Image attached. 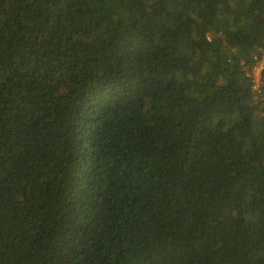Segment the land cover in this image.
I'll use <instances>...</instances> for the list:
<instances>
[{
	"label": "trees",
	"instance_id": "obj_1",
	"mask_svg": "<svg viewBox=\"0 0 264 264\" xmlns=\"http://www.w3.org/2000/svg\"><path fill=\"white\" fill-rule=\"evenodd\" d=\"M263 45L264 0H0V264H264Z\"/></svg>",
	"mask_w": 264,
	"mask_h": 264
},
{
	"label": "built area",
	"instance_id": "obj_2",
	"mask_svg": "<svg viewBox=\"0 0 264 264\" xmlns=\"http://www.w3.org/2000/svg\"><path fill=\"white\" fill-rule=\"evenodd\" d=\"M212 32L206 33V38L209 40L214 36ZM247 74L250 77L251 90L254 100L263 99L264 95V45L261 50V55L256 58L255 62L249 67Z\"/></svg>",
	"mask_w": 264,
	"mask_h": 264
}]
</instances>
